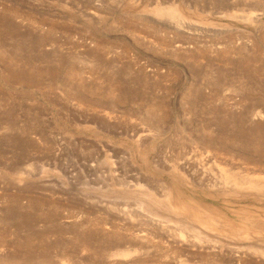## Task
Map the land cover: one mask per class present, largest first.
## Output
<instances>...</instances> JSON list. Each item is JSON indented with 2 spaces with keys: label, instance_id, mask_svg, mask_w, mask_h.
Returning a JSON list of instances; mask_svg holds the SVG:
<instances>
[{
  "label": "rangeland",
  "instance_id": "obj_1",
  "mask_svg": "<svg viewBox=\"0 0 264 264\" xmlns=\"http://www.w3.org/2000/svg\"><path fill=\"white\" fill-rule=\"evenodd\" d=\"M0 264H264V0H0Z\"/></svg>",
  "mask_w": 264,
  "mask_h": 264
},
{
  "label": "bare ground",
  "instance_id": "obj_2",
  "mask_svg": "<svg viewBox=\"0 0 264 264\" xmlns=\"http://www.w3.org/2000/svg\"><path fill=\"white\" fill-rule=\"evenodd\" d=\"M237 5V4H236ZM173 7V6H172ZM172 7H170V6H168V7H166V8H161L160 10H158V11H164L165 13H164V15H166V19L168 18V22H170V24H168V23H166V25H163V24H160L159 25V27L160 28H162V29H164V30H166V32L167 31H174V33H183V29H184V27H185V25H184V23H183V21H181V19H179L180 18V16H179V14L177 13V11H175L176 10V8L175 9H172ZM238 7H239V5H238ZM240 8V7H239ZM239 11H241V10H239ZM239 11H238V13H239ZM231 12V11H230ZM158 13V12H157ZM160 13V12H159ZM162 13V12H161ZM227 13H228V11H227ZM233 13V12H232ZM237 13V14H238ZM236 14V13H235ZM236 14V16L239 18V16ZM243 14V13H242ZM248 14V13H247ZM244 15V14H243ZM228 16H230V14H228ZM235 16V15H234ZM241 16V15H240ZM245 16V15H244ZM232 17V16H231ZM243 17V16H242ZM245 18V17H244ZM252 18V17H251ZM242 19V18H241ZM240 20V19H239ZM247 21V20H246ZM166 22V21H165ZM150 23H151V21H150ZM153 25H154V23H153ZM156 26H157V23H156ZM188 26V25H187ZM159 27H157V28H159ZM189 27V26H188ZM190 28V27H189ZM187 29V28H186ZM152 30V29H151ZM158 30H160V29H158ZM190 30V29H189ZM188 30V31H189ZM162 31V30H161ZM160 32V31H159ZM162 33H163V31H162ZM175 35V34H174ZM178 35V34H177ZM188 35H189V33H188ZM182 36V35H181ZM185 37V36H184ZM219 38V37H218ZM173 39H175V38H173ZM167 40V39H166ZM171 40H172V38H171ZM191 40V39H190ZM196 40V39H195ZM176 42V41H175ZM177 43V42H176ZM174 44V43H173ZM185 47V46H184ZM207 78V77H206ZM213 84V83H212ZM241 139V138H240ZM227 141V140H226ZM243 144V143H242ZM261 151V150H260ZM263 151V150H262ZM247 154V153H246ZM245 155V154H244ZM259 155V154H258Z\"/></svg>",
  "mask_w": 264,
  "mask_h": 264
}]
</instances>
